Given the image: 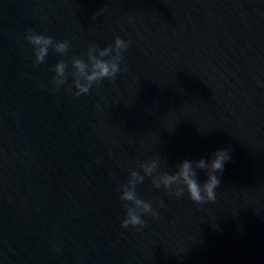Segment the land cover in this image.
I'll use <instances>...</instances> for the list:
<instances>
[{"label": "water", "instance_id": "95a60500", "mask_svg": "<svg viewBox=\"0 0 264 264\" xmlns=\"http://www.w3.org/2000/svg\"><path fill=\"white\" fill-rule=\"evenodd\" d=\"M30 33L70 47L37 65ZM117 37L115 80L75 96L72 60ZM220 149L215 203L164 188ZM0 264H264V0H0Z\"/></svg>", "mask_w": 264, "mask_h": 264}, {"label": "clouds", "instance_id": "9594fccd", "mask_svg": "<svg viewBox=\"0 0 264 264\" xmlns=\"http://www.w3.org/2000/svg\"><path fill=\"white\" fill-rule=\"evenodd\" d=\"M27 39L34 47L37 65L45 61L50 47L54 48V51L60 55L66 54L70 47L67 41L54 43L51 37L44 35L30 33ZM129 46L128 42L117 37L114 46L109 45L103 50H100L98 55H93L97 51V48L90 46L87 52V62L81 58H74L71 62L72 68L74 69L71 75L75 81L74 87L77 90L74 95L77 97L87 95L94 84L99 87L100 83L105 79L115 80L117 73L121 71L120 65L123 61V53L127 51ZM110 56V59H105ZM67 67L68 65L65 61H60L54 68L56 75L53 77V83L56 89H59L66 83ZM127 70L125 66L124 71ZM58 77H63V79H58ZM66 91L71 92V88L66 89ZM230 159L229 150L220 149L212 154L210 160L200 159L195 162L185 160L175 174H164V188L170 189L172 185L176 184L179 185L178 190L174 194L169 191L170 195H175L179 198L186 190L191 201L197 205L207 202L215 203V190L221 184L217 174L223 172L225 164ZM201 170L207 173V180L203 184L198 179V171ZM148 174L151 175V169H148ZM132 175L135 177L137 174L133 173ZM139 179L140 182H143V177ZM155 187L160 188L161 185L156 183ZM125 188L126 185H123L121 188V200L125 202L126 218L123 220L121 227L125 229L130 226L137 229L143 228L145 222L141 218L142 215L156 216L152 203L138 198L135 184H132L131 190H125ZM138 207L142 208V213L136 211Z\"/></svg>", "mask_w": 264, "mask_h": 264}]
</instances>
